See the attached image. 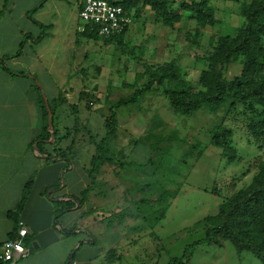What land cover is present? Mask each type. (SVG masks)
Masks as SVG:
<instances>
[{"label": "rangeland", "instance_id": "374dc122", "mask_svg": "<svg viewBox=\"0 0 264 264\" xmlns=\"http://www.w3.org/2000/svg\"><path fill=\"white\" fill-rule=\"evenodd\" d=\"M38 1L18 0L15 12L31 9ZM250 1L207 0L217 21L199 30L188 8L181 9L185 18L170 27L158 21L154 11L139 4L137 11L133 4L127 31L114 40L77 35V25L81 28L84 23L77 16L75 0L54 3L60 9L56 16L55 7L49 6L52 1L45 5V22L53 17L59 20L53 28L56 62L68 61L62 70L74 72L62 75L35 69L36 83L44 87L50 103L67 78L70 93L74 92L65 102L63 98L54 102L68 101L60 104L63 121L56 123L66 136L58 148L75 152L73 170L62 178L67 190L77 193L88 184L90 158L94 143L104 135L108 108L147 82V75L140 78L138 74L146 67L169 72L174 67L183 88L202 90L199 77L208 67L216 40L236 34L244 22L242 7ZM181 3L186 5V0H176L173 8ZM240 70V63H230L223 75L230 80ZM229 102L215 111L203 107L186 116L175 113L157 88L136 105L118 108L113 159L99 168L83 205L66 213L60 224H77L79 211L92 209L84 222L87 240L107 244V255H111L107 259L116 260L118 251V264H169L170 258L180 257L187 245L203 238L205 218L217 215L222 203L247 187L264 162V134L255 139L248 129L250 111L242 103L229 109ZM55 122L56 118L54 127ZM218 125L233 131L230 157L211 144ZM186 264L264 262L248 251L237 252L229 240L218 238L197 244Z\"/></svg>", "mask_w": 264, "mask_h": 264}, {"label": "trees", "instance_id": "16d2710c", "mask_svg": "<svg viewBox=\"0 0 264 264\" xmlns=\"http://www.w3.org/2000/svg\"><path fill=\"white\" fill-rule=\"evenodd\" d=\"M114 4L121 5L126 12L134 6L150 7L156 14L157 20L165 26L173 27L183 17L181 9L188 8L196 20L199 30L205 25L216 23L213 7L207 0H186V5L181 3L178 9H174L173 3L176 0H108ZM139 4V7H138ZM82 5V4H81ZM79 6V9L81 7ZM78 9V11H79ZM244 17L243 24L238 28L234 36H221L216 40L212 56L210 57L207 69L200 74V82L203 89L191 91L182 87V81L177 79V71L173 67L169 72L163 68L146 67L144 72L138 77L148 76L147 82L126 98L118 100L108 108V114L104 119V135L99 141L94 143L95 150L90 158V169L87 170L88 185L81 189L77 195H65L69 199L66 201H56L51 197V188H46L44 193L52 198L55 209V223H59L66 209L76 205L82 206L89 191L96 184L95 175L104 162L113 159L111 149L112 141L117 137V109L124 106H133L138 103L148 92L160 88L162 95L168 100L175 113L190 116L199 109L206 107L210 111L218 109L227 99L229 109H233L236 103H242L250 111L248 115V129L255 139L264 134V0H251L242 7ZM31 12H29L30 14ZM192 17V15H191ZM41 29L37 40L42 37L45 30L50 28L35 22ZM82 29L77 30V35L98 39L100 36L95 26L84 24ZM127 28L120 34L105 37L114 40L121 37ZM23 41L18 45L15 56L22 52ZM2 58L0 63L3 65ZM241 64L240 74L227 79L223 75V69L230 63ZM5 70L10 71L7 67ZM157 86V88H156ZM85 96V95H83ZM61 99L48 100L52 115L54 114V102ZM40 108L44 121L41 134L37 138L36 149L41 153L43 146L51 135L52 143L58 144L62 137L57 138L58 130L52 125L51 132L48 130V114L44 105V100L40 95ZM259 107V110L258 108ZM76 109V108H75ZM53 120V119H52ZM68 132V131H66ZM233 131L222 125L214 128L211 136V144L222 150L225 156H231L233 149ZM72 146V143H71ZM71 148V147H70ZM74 150L55 148V155L66 162L64 170H67L71 158L74 157ZM51 155L48 156L50 158ZM32 185V179L25 185L22 198L16 206V213L22 210L25 198ZM59 186H56L57 191ZM71 199V200H70ZM93 212L92 209L81 213V217H86ZM17 221L16 215H12ZM18 227V221L16 222ZM73 229V228H72ZM71 229V231H72ZM17 230V228H16ZM65 231V230H63ZM17 237L8 238L13 239ZM218 238L229 240L237 252L248 251L264 262V162L259 165L258 172L254 175L251 183L237 191L229 200L220 205L217 215L205 218V228L203 238L187 245L180 257L170 258L169 264H186L192 250L197 244L204 242H217ZM3 244V243H2ZM1 244V246H2ZM24 245L26 246L25 238ZM0 246V248H1ZM74 254L72 255V259ZM0 264H6L0 261Z\"/></svg>", "mask_w": 264, "mask_h": 264}, {"label": "crops", "instance_id": "0c3cea01", "mask_svg": "<svg viewBox=\"0 0 264 264\" xmlns=\"http://www.w3.org/2000/svg\"><path fill=\"white\" fill-rule=\"evenodd\" d=\"M17 1L1 0L0 3V58L3 60V65L0 63V246L8 238L16 236V222L19 220L26 224L30 233L25 237L29 254L25 258L6 264H118L120 259L118 251L115 254L116 260L107 259L111 257L107 255L110 250L106 248L107 244L98 243L93 239L87 240L88 235L84 229L85 217H81L82 212L79 211L77 214V224L55 223L52 198L48 193H44L45 189L51 188V197H56V201H66L69 198L65 195H77L79 191L73 193L67 190L68 184L63 182L62 185L61 182V178L73 170L70 162L67 167L70 172L65 171L64 160L54 156L55 148H58L65 139L55 145L52 143L53 140L45 141L41 153L36 149L37 138L41 134L44 121L40 108L41 91L36 83L38 75L35 69L40 68L46 73L55 70L62 75H72L74 72L62 70L65 64L69 66L68 61L56 62L54 45L57 38L54 36L53 28L59 20L53 17L52 21L46 23L43 12L50 0H39L33 8L22 9L16 13ZM51 1L49 6L55 7L52 8L56 16L60 9L59 5L54 3H65L66 0ZM82 2L83 0H75L77 16ZM174 5L175 3L172 7ZM149 8L145 9L153 12ZM184 18L185 15L177 23ZM35 22L50 26L38 40L41 31L34 33L35 29L40 28ZM78 29L80 30V26L77 25ZM21 41L22 52L15 56ZM68 80L69 78L66 79L67 82ZM66 81L61 83L60 91L56 92L57 97H52L51 100L61 97L65 102V99H69V95L74 93L73 91L70 93ZM41 88L44 90V87ZM61 103L60 101L57 105L54 104L55 110L52 115V119L56 118L57 138L64 134L63 128L56 124L63 121ZM30 179L32 185L23 208L16 213V206ZM56 186H59L57 191ZM74 207L66 209L59 220L66 213L78 210ZM14 214L17 221L12 218Z\"/></svg>", "mask_w": 264, "mask_h": 264}, {"label": "built area", "instance_id": "2783aa9c", "mask_svg": "<svg viewBox=\"0 0 264 264\" xmlns=\"http://www.w3.org/2000/svg\"><path fill=\"white\" fill-rule=\"evenodd\" d=\"M78 17L84 24L95 26L102 37L122 33L132 20L131 15L121 5L108 0H83ZM16 233V238L5 240L0 248V261L4 263L15 262L29 254L24 238L30 231L22 220L18 221Z\"/></svg>", "mask_w": 264, "mask_h": 264}, {"label": "water", "instance_id": "95a60500", "mask_svg": "<svg viewBox=\"0 0 264 264\" xmlns=\"http://www.w3.org/2000/svg\"><path fill=\"white\" fill-rule=\"evenodd\" d=\"M37 86L40 88V91H41V94H42V98L44 100V105H45V108H46V111H47V114H48V130L51 132V129H52V113H51V110H50V107H49V103H48L47 98L44 96V93H43V91H42V89L40 87V84H37ZM52 139H53V135L50 136L48 141H51ZM61 182H62V185H63V179L62 178H61ZM76 207H78V205H76Z\"/></svg>", "mask_w": 264, "mask_h": 264}]
</instances>
